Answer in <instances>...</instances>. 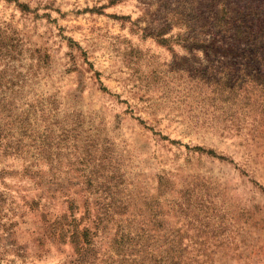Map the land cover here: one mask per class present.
<instances>
[{"label": "rangeland", "instance_id": "374dc122", "mask_svg": "<svg viewBox=\"0 0 264 264\" xmlns=\"http://www.w3.org/2000/svg\"><path fill=\"white\" fill-rule=\"evenodd\" d=\"M74 221L92 264H264V0H0V264H79Z\"/></svg>", "mask_w": 264, "mask_h": 264}, {"label": "trees", "instance_id": "16d2710c", "mask_svg": "<svg viewBox=\"0 0 264 264\" xmlns=\"http://www.w3.org/2000/svg\"><path fill=\"white\" fill-rule=\"evenodd\" d=\"M74 213V212H72ZM74 216V215H73ZM74 218V217H73ZM75 224H70L69 226L74 227L72 232L73 246L75 248V254L79 257L77 261L79 264H92L90 253L92 251V239L91 236L93 233L90 229L86 228L81 233L79 232L80 228L78 224L74 221Z\"/></svg>", "mask_w": 264, "mask_h": 264}]
</instances>
